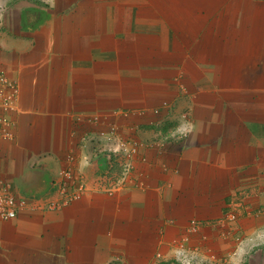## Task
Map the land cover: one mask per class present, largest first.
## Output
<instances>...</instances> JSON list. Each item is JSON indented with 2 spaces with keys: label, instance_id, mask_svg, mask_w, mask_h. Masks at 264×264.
I'll return each instance as SVG.
<instances>
[{
  "label": "crops",
  "instance_id": "1",
  "mask_svg": "<svg viewBox=\"0 0 264 264\" xmlns=\"http://www.w3.org/2000/svg\"><path fill=\"white\" fill-rule=\"evenodd\" d=\"M1 77L0 180L29 205L0 221V264H177L181 240L264 264V244L238 250L264 230V0H0ZM102 134L137 144L113 192ZM69 169L85 190L52 208Z\"/></svg>",
  "mask_w": 264,
  "mask_h": 264
},
{
  "label": "built area",
  "instance_id": "2",
  "mask_svg": "<svg viewBox=\"0 0 264 264\" xmlns=\"http://www.w3.org/2000/svg\"><path fill=\"white\" fill-rule=\"evenodd\" d=\"M18 90L14 82H10L4 78H0V138L3 140L13 139L14 124L10 118L17 110ZM155 114L158 110H155ZM193 126L187 119V115L181 117V121L167 134L169 141L177 143H185L189 134L192 132ZM116 134H102L101 140L98 142L97 155L106 161V173L102 175L98 181L99 187L103 192H113L124 186L129 179L132 171L130 157L136 154L137 144H129L124 140H117ZM94 141V138H93ZM115 141V142H113ZM119 165L120 172L118 175H113L112 168L114 165ZM71 171L66 170L62 173L63 183H61L59 192L62 196L60 203L51 205L54 207H62L75 202L79 199L81 193L85 190L83 185H76L71 176ZM29 205L27 201L15 196L11 186L0 180V221L6 222L15 219L20 210L25 209ZM236 219L234 214L228 215L229 221ZM186 240H181L177 243L174 250V260L177 264H209L208 261L201 258L195 249H189L185 245ZM246 243V244H245ZM238 250L243 251L244 248L252 245L264 244V230H259L250 236L241 240L238 239ZM247 255H250L247 252Z\"/></svg>",
  "mask_w": 264,
  "mask_h": 264
}]
</instances>
